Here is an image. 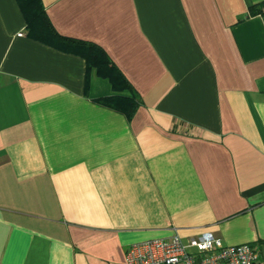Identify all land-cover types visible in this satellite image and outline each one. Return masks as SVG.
Segmentation results:
<instances>
[{"label": "crops", "instance_id": "1", "mask_svg": "<svg viewBox=\"0 0 264 264\" xmlns=\"http://www.w3.org/2000/svg\"><path fill=\"white\" fill-rule=\"evenodd\" d=\"M264 0H40L138 96L127 118L84 60L0 0V264H125L209 232L264 263Z\"/></svg>", "mask_w": 264, "mask_h": 264}, {"label": "trees", "instance_id": "2", "mask_svg": "<svg viewBox=\"0 0 264 264\" xmlns=\"http://www.w3.org/2000/svg\"><path fill=\"white\" fill-rule=\"evenodd\" d=\"M25 21L26 36L58 50L80 56L86 70L106 77L115 91H128L127 95L112 94L96 98L95 101L108 108L122 112L129 118L139 104L138 96L122 75L114 68L104 51L94 43L61 36L54 31L46 17L40 0H15ZM250 15L264 14V1L248 8Z\"/></svg>", "mask_w": 264, "mask_h": 264}, {"label": "built area", "instance_id": "3", "mask_svg": "<svg viewBox=\"0 0 264 264\" xmlns=\"http://www.w3.org/2000/svg\"><path fill=\"white\" fill-rule=\"evenodd\" d=\"M125 264H264L256 260L252 245H222L209 232L181 242L173 235L129 245L124 252Z\"/></svg>", "mask_w": 264, "mask_h": 264}]
</instances>
